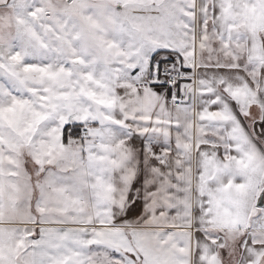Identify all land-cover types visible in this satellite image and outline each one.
<instances>
[{"label":"snow or ice","instance_id":"6c2138e0","mask_svg":"<svg viewBox=\"0 0 264 264\" xmlns=\"http://www.w3.org/2000/svg\"><path fill=\"white\" fill-rule=\"evenodd\" d=\"M0 264H264V0H0Z\"/></svg>","mask_w":264,"mask_h":264}]
</instances>
